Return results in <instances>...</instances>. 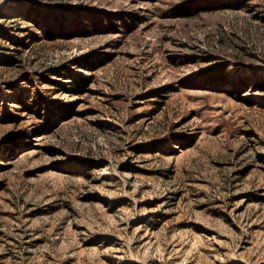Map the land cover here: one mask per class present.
<instances>
[{
  "label": "rangeland",
  "instance_id": "rangeland-1",
  "mask_svg": "<svg viewBox=\"0 0 264 264\" xmlns=\"http://www.w3.org/2000/svg\"><path fill=\"white\" fill-rule=\"evenodd\" d=\"M0 264H264V0H0Z\"/></svg>",
  "mask_w": 264,
  "mask_h": 264
}]
</instances>
